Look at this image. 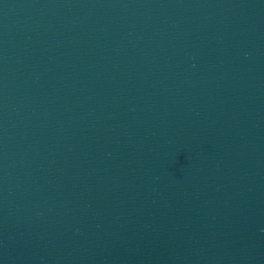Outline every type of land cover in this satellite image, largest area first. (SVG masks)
Here are the masks:
<instances>
[{"label": "water", "instance_id": "obj_1", "mask_svg": "<svg viewBox=\"0 0 264 264\" xmlns=\"http://www.w3.org/2000/svg\"><path fill=\"white\" fill-rule=\"evenodd\" d=\"M241 0H0V264H93Z\"/></svg>", "mask_w": 264, "mask_h": 264}]
</instances>
